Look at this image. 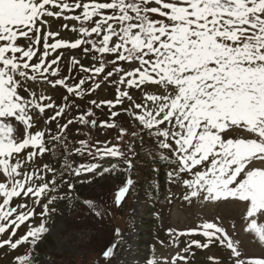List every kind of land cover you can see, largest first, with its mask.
I'll return each mask as SVG.
<instances>
[{
    "label": "snow or ice",
    "instance_id": "6c2138e0",
    "mask_svg": "<svg viewBox=\"0 0 264 264\" xmlns=\"http://www.w3.org/2000/svg\"><path fill=\"white\" fill-rule=\"evenodd\" d=\"M47 18L75 21L79 27L70 31L79 38L75 42L56 39L59 32L44 31ZM20 40L29 43L21 46ZM35 45H42V54ZM76 49L91 55L90 67L72 58L69 75H64L63 53L48 59L57 50ZM34 57L39 62L33 63ZM77 68L87 75L69 84L70 79H76L71 73ZM110 80L115 99L99 103L92 100L90 104L111 111L123 108L127 101L132 110L123 111L166 153L159 159L176 162L168 176L186 189L184 199L243 203L248 222L245 230L264 245V225L251 219L264 216V0H0V235L12 229L8 239L0 241V249L7 246L15 250L25 244L34 247L47 231L44 218L57 198L51 194L59 183H68V191L73 190L67 180L47 178L48 173L58 175L47 163L29 171L28 162L50 153L54 142L59 147L73 121L61 124L58 118L76 105L58 107L52 97L38 94L30 84L43 83L53 89L60 86L69 96L84 98L96 92L101 82ZM89 82L95 87H83ZM133 90L141 94L139 103L131 94ZM49 109L54 115L44 124L55 121L59 134L32 133L34 119ZM119 115L112 111L109 119L114 121ZM94 117L95 111L89 108L78 121L102 129L118 127L115 122L98 124ZM18 125L24 126L22 138L14 134ZM80 144L75 153L66 155L86 153L93 160L116 158L126 165L119 171L133 168L130 158L116 147L93 148L84 141ZM27 149L33 151L25 154ZM64 167L76 177L115 174L117 169L113 164L97 171L99 163L74 167L68 162ZM133 183L128 178L116 192L117 207ZM14 198H27L36 206L47 198V203L37 213L28 203L11 206ZM85 204L94 208L91 201ZM96 214L103 215L99 208ZM37 215L40 226L29 223L28 231L13 242L17 230ZM197 228L200 231L177 232L174 239L199 235L206 242L191 241L172 264H188L190 249H207L221 237L239 256L223 228L211 222ZM115 235L119 238L121 233L117 230ZM118 243L103 252L106 261L114 257ZM19 264L32 262L24 258ZM238 264H264V258Z\"/></svg>",
    "mask_w": 264,
    "mask_h": 264
},
{
    "label": "rangeland",
    "instance_id": "374dc122",
    "mask_svg": "<svg viewBox=\"0 0 264 264\" xmlns=\"http://www.w3.org/2000/svg\"><path fill=\"white\" fill-rule=\"evenodd\" d=\"M69 2H74V0H69ZM47 19L48 25L44 27L45 32H59L56 39L63 42H75L77 40L75 35L78 34L70 31L71 28L78 26L75 21L58 19L55 22L52 18ZM65 24H68L67 29L64 28ZM50 42H55V40ZM18 43L26 47L29 42L20 40ZM34 47L39 49L40 54H42V45H35ZM61 52L63 53L61 70L64 75H69L68 62L72 58L83 61L86 67H90L93 63L91 55L84 54L80 49L57 50L48 59L54 58ZM32 62L37 63L39 61L34 57ZM97 66L99 65L97 64ZM109 67L112 66L109 65ZM111 69L108 68V70ZM71 75L75 76L76 79H70L69 84L78 83L79 79L84 76L78 68ZM103 75L101 74V77ZM115 78L118 79V76ZM97 79L101 78L98 77ZM89 86L95 87V84L89 82L83 87L88 88ZM30 87L36 92L39 91L40 95L52 97V101L58 107H63L65 103L69 106L74 103L76 107L66 110V115L58 118L61 124L67 123L69 119L73 121L65 130L66 136L63 137V142L60 143L59 147L54 142L51 145L52 151L50 154L38 156L35 160L29 161V171L42 168L47 163L49 167L55 168L58 172L60 165L54 160L52 162V157L57 156L60 157L58 162H64L63 165L71 162L74 167L80 164L88 165L102 161L93 160L86 153L84 155H66L69 151L75 153V149L82 146L81 141L89 143L93 148H102L104 145L116 147L124 153L125 158H130L132 164L135 163V155L141 150L140 147L134 148L136 144L135 137L138 136V132L146 130L140 126V129H137L133 125L134 119L123 111V108H129V103L125 101L123 108L118 107L111 111L107 107L94 108L90 104L92 100L99 103L115 99V88L112 86L111 80L101 82V86L96 92L84 98L75 95L69 96L66 88L60 86L53 89L41 83L30 84ZM131 94L139 103L141 99L140 92L133 90ZM66 96L68 97L67 101L64 99ZM89 108L95 111L94 118L98 124L110 121L109 123L115 122L118 127L102 129L98 126L92 127L80 123L78 117L85 115ZM131 110L129 108V111ZM112 111L121 113V115L114 118V121L109 119ZM52 115H54V112L51 109L46 110L45 114L38 115L34 119L30 131L32 133L45 131L46 133L59 134L55 121L47 126L44 124V120ZM86 119L91 118L86 117ZM14 134L22 138L24 126L18 125L17 130H14ZM146 148L151 149L160 156L162 154L166 155L164 150L159 149L153 140ZM32 150H25V154ZM137 155H144V153L140 152ZM168 160L174 162L176 166L173 159L169 158ZM116 165L115 174H105L104 176L87 173L76 177L65 167V170L58 173L56 177L48 173V179L55 178L58 182L67 180L73 185V190L68 191V183H59L56 192L51 194L57 197L49 205L52 211L44 218L47 231L38 239L34 247L25 244L15 250L7 246L0 249V264H19V261L24 258H27L32 264H149L150 261L156 262V264H172L173 259L183 254L182 250L191 241L206 242V239L199 235H188L174 239L175 233L190 229L200 231L197 225L205 222L215 223L223 228L232 241L233 247L237 249L239 256L233 254L231 249L227 247L228 241L221 237L220 241L213 243L207 249L195 247L190 249V254L187 255L188 264H238L240 261H247L251 258H264V245L258 241L254 233L245 230L248 222L244 218L246 209L243 203L231 199L202 201L193 198L192 200H185L186 189L179 183L173 182L168 176V173L172 172L175 167L167 172V181L160 188L162 195L166 193L164 202L161 204L155 201L151 202L147 200L145 190L148 182L140 173H138L139 179L138 176H134V165L130 172L119 171V169L126 167L121 161L120 164ZM106 167H109V164L101 163L97 171H102ZM131 175L133 176L130 177ZM129 177L134 183L121 206L117 207L115 194L124 186ZM72 193L81 197L73 198ZM86 200L91 201L94 208L90 209L86 206ZM68 201H72V203L69 204ZM0 202H2V198H0ZM21 203H28L30 208L35 207L36 212L39 213L42 211L43 204L47 203V198L41 199L40 206L34 205L27 198H14L11 206L17 207ZM96 208H99L103 213L102 216L96 214ZM17 210L19 211V208ZM251 219H255L258 225H264V216ZM29 223L33 227H39L41 218L37 215L21 226L17 230V235L12 238L13 242L28 231ZM117 230L121 233L119 238L115 235ZM11 231L12 229H9L7 233L0 235V241L7 240ZM117 241L119 243L114 249V257L110 259V262L106 261L103 258V252ZM33 253L37 255L35 262L32 259ZM176 264H183V262L176 261Z\"/></svg>",
    "mask_w": 264,
    "mask_h": 264
},
{
    "label": "trees",
    "instance_id": "16d2710c",
    "mask_svg": "<svg viewBox=\"0 0 264 264\" xmlns=\"http://www.w3.org/2000/svg\"><path fill=\"white\" fill-rule=\"evenodd\" d=\"M78 38H79V36H78ZM80 63L84 64L83 61H81ZM109 68H112V67H109ZM133 125H135L137 129H140L138 123H134ZM138 139H139V141H137ZM151 139L152 138L147 135L146 131L138 132V136L135 137L136 144H135L134 148L140 147L141 150H139L137 152V154H139L140 152H143L144 155H137V154L135 155L136 161L133 164L134 165V173L133 174H134V176H138V173H140L141 175L144 176V178L148 182V185L153 186L156 184L157 186H159V185H163V183L165 182L167 169L170 167V165H169L168 159L165 161H161L159 159V157H160L159 154H157L154 151L146 148V143L151 142ZM55 158H56L57 163L61 165V163L58 162L60 157L57 156ZM153 169H155V172H153ZM153 188H155V187H150V190ZM156 194L158 196L157 192H156ZM36 256H37L36 254L34 256H32V259L34 262L37 260Z\"/></svg>",
    "mask_w": 264,
    "mask_h": 264
}]
</instances>
